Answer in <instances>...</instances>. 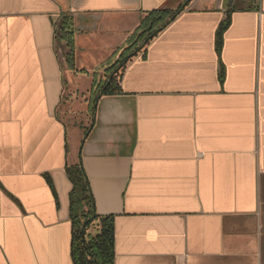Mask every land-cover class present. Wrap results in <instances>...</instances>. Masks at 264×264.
<instances>
[{
	"label": "crops",
	"instance_id": "1",
	"mask_svg": "<svg viewBox=\"0 0 264 264\" xmlns=\"http://www.w3.org/2000/svg\"><path fill=\"white\" fill-rule=\"evenodd\" d=\"M178 11L101 95L143 21ZM79 98L115 264H264V0H0V264H74Z\"/></svg>",
	"mask_w": 264,
	"mask_h": 264
},
{
	"label": "trees",
	"instance_id": "2",
	"mask_svg": "<svg viewBox=\"0 0 264 264\" xmlns=\"http://www.w3.org/2000/svg\"><path fill=\"white\" fill-rule=\"evenodd\" d=\"M180 11L175 13H160L156 16L152 15L143 21L140 29L132 37L129 42L128 48L121 54V57L116 62L118 66L116 69L131 61L132 55L135 57L159 34L161 33L179 14ZM71 25L69 26L68 20H63L60 25L59 39L70 48L68 53L69 59H73L74 47L71 43ZM224 29H221L222 35ZM141 43V44H140ZM120 65V66H119ZM120 72V71H119ZM109 76L103 84L100 94L104 96L122 94L120 88L119 73ZM115 74V75H114ZM99 100V96L95 102ZM95 117V111L93 112ZM67 175L73 185L72 191V204L74 206V194L76 192L78 183L81 181L86 187L88 193V204L90 210L87 214L77 217L73 215V260L74 264H115V227L112 218L101 217L96 212L95 199L93 197L91 184L87 173L84 168L82 159L79 164L67 168ZM96 224L99 227V233L96 236L89 235L88 229L90 226Z\"/></svg>",
	"mask_w": 264,
	"mask_h": 264
},
{
	"label": "rangeland",
	"instance_id": "3",
	"mask_svg": "<svg viewBox=\"0 0 264 264\" xmlns=\"http://www.w3.org/2000/svg\"><path fill=\"white\" fill-rule=\"evenodd\" d=\"M141 44V43H140ZM68 51V50H67ZM132 58H134V56L132 55ZM117 58H115L114 60H116ZM113 61L111 62L112 65ZM120 66V65H119ZM118 66L113 67V69H110V74L107 76L108 77L111 75L113 76V71L115 70V74L119 73V76L121 75V67H119L118 69H116ZM120 71V72H119ZM114 74V75H115ZM119 80V78H117ZM106 82V81H105ZM99 96V94H97L93 100V106L95 104V100L96 98ZM85 101L83 98H79L77 100V107L74 108V110L69 111L67 108L66 110L64 108H62L60 110L61 112V116L62 118L66 121L67 124H69L68 127V144H69V151H71V159H75L77 160V164L79 163V156H80V151H81V147H82V143L83 140L85 138V136H83L82 134H80V132L76 130H74L72 125H89L91 122V118L90 116L92 114H89L88 116L84 115V111L82 109H85ZM74 208H75V214L77 217H80L87 214V212L90 210V205L88 204V193L86 190V187L84 186V184L80 181L78 183L76 192L74 194ZM89 235L92 236H96L99 233V227L94 224L93 226H90V228L88 229L87 232Z\"/></svg>",
	"mask_w": 264,
	"mask_h": 264
}]
</instances>
